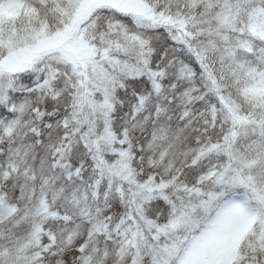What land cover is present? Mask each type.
Returning a JSON list of instances; mask_svg holds the SVG:
<instances>
[{
  "label": "snow or ice",
  "instance_id": "1",
  "mask_svg": "<svg viewBox=\"0 0 264 264\" xmlns=\"http://www.w3.org/2000/svg\"><path fill=\"white\" fill-rule=\"evenodd\" d=\"M0 264H264V0H0Z\"/></svg>",
  "mask_w": 264,
  "mask_h": 264
}]
</instances>
